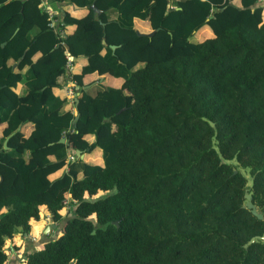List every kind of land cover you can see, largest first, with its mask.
<instances>
[{
    "label": "trees",
    "instance_id": "1",
    "mask_svg": "<svg viewBox=\"0 0 264 264\" xmlns=\"http://www.w3.org/2000/svg\"><path fill=\"white\" fill-rule=\"evenodd\" d=\"M68 1L88 9L60 36L39 0H0V264L41 206L58 232L18 264H264V237L247 242L264 231L263 4Z\"/></svg>",
    "mask_w": 264,
    "mask_h": 264
},
{
    "label": "crops",
    "instance_id": "2",
    "mask_svg": "<svg viewBox=\"0 0 264 264\" xmlns=\"http://www.w3.org/2000/svg\"><path fill=\"white\" fill-rule=\"evenodd\" d=\"M233 2L235 4H237L238 0H233ZM257 2H259L260 4H263V10H262V19L264 20V0H258ZM263 2V3H262ZM39 4V8L41 9H47L49 10L52 14H53V18H54V22L59 24H62L61 22V18L63 16L64 13H68L71 16L74 17H80L82 15H84L87 12V6H81V5H76L68 0H61V1H51V0H39L38 2ZM92 9V8H91ZM108 16L110 18H114L115 17V10L111 9L107 12ZM59 21V22H58ZM57 25V26H58ZM133 26L136 28V30L138 32H148L150 31V27L148 25V22L145 19H141L138 17H133ZM59 27V26H58ZM75 25L73 23L67 22V23H63L60 27V30L62 32L63 35L69 34L72 32V30L74 29ZM58 31L57 29H54ZM210 30L207 26H202L201 28H199L195 33H193L194 35V39H201L205 36L210 35ZM74 56V55H73ZM85 55H77L74 56V61L72 66L70 67V71H74L77 70L79 68V66L84 63L85 61ZM73 59V57H72ZM14 65V63H13ZM102 74V73H100ZM102 77H100L97 73L95 72H91V73H87L84 76L85 80H95V78L98 77V80L101 81V79H103V82L108 83V84H112V85H117L118 84V80L110 75L107 74H102ZM60 82L62 83V85H67L69 83V79H68V75L66 74H61L60 75ZM60 92L62 93V90L59 89ZM54 91H57L56 89H54ZM72 110L74 111L75 109ZM3 125V123L0 124V127ZM30 125L29 124H25L24 127V133H27L29 131ZM85 138L90 140L91 139V135L90 134H85ZM76 154V153H75ZM79 157H82L84 160L89 161V162H94V163H100V154H99V150L97 148L92 149L91 151L88 152H81L79 155ZM65 165L61 166L60 168H58L57 170L53 171L49 177H54L57 176L58 174H60V172L62 170L65 169ZM43 206H41V210H40V217L38 220H34L32 222V230H34V228L37 227V225L39 224H35L38 221H42V219H45L47 222V214L46 212H44V210L42 209ZM44 212V213H43ZM44 214V216H42ZM49 217V216H48ZM45 225L41 226V229L44 230ZM51 227H55L51 226ZM49 229V228H48ZM40 232V231H39ZM32 233V231L30 232ZM28 233L27 235H25L24 233H22L20 236L19 234L15 235L13 237V242L15 244V248H13L12 246V242L10 240L7 241V244L9 245V256L7 254V260L5 262V264H18V259L21 255V250L24 248H30L32 246H34L37 242H39L43 235L40 234L39 237L34 238L35 236L33 234ZM32 235V236H30ZM34 241H33V240ZM39 240V241H37ZM33 241V242H32ZM37 241V242H36ZM36 242V243H35ZM35 243V244H34Z\"/></svg>",
    "mask_w": 264,
    "mask_h": 264
},
{
    "label": "water",
    "instance_id": "3",
    "mask_svg": "<svg viewBox=\"0 0 264 264\" xmlns=\"http://www.w3.org/2000/svg\"><path fill=\"white\" fill-rule=\"evenodd\" d=\"M89 7L92 8V10H93L96 14H98V13L100 12V9L97 8L93 3H90V4H89ZM136 31H137V30H136ZM137 32H138V31H137ZM152 32H153V29L150 30V31H148V32H146V34L149 35V34H151ZM138 33H140V32H138ZM102 41H103V40H102ZM110 46H111V47H114V44H110ZM88 85H89V84H86V85H84V87H87ZM76 101H77V98L74 97V102H76ZM76 117H77V114L74 115V118H73V119H75ZM58 140H59V141H63V140H64V137L61 136V137H59ZM2 144H3V146L5 145V138H4L3 142H2ZM75 153H76L77 155L80 154V152H79L78 149H75ZM243 196L245 197V201H244L243 206H245L246 208H248L252 214H254L255 216H257L258 218H261V217H262V214L256 210L254 204H253L252 201L250 200V194L247 193V192H244ZM113 222H114L115 224L117 223L116 220H114ZM50 226H54V223L51 222V221H50V217L47 216V224L45 225L43 232H46ZM255 237L263 238V237H264V231L261 232V234H259V235H252V236H250L247 242L252 241Z\"/></svg>",
    "mask_w": 264,
    "mask_h": 264
},
{
    "label": "built area",
    "instance_id": "4",
    "mask_svg": "<svg viewBox=\"0 0 264 264\" xmlns=\"http://www.w3.org/2000/svg\"><path fill=\"white\" fill-rule=\"evenodd\" d=\"M46 11H47L48 16H49V18L51 20L50 22L52 24H54V26H56L54 29H57L58 28V31L57 30L56 31L60 34V36H62L63 34H62L60 28L57 26V23L54 22L53 14L49 10H47V9H46ZM61 43H62V40H61ZM72 57H73V55L67 49H65V68L67 70H70V67L72 66ZM66 88H67L66 95H67L68 99L71 101V100L74 99V96L77 93L73 89V82L69 80V83L66 85Z\"/></svg>",
    "mask_w": 264,
    "mask_h": 264
},
{
    "label": "rangeland",
    "instance_id": "5",
    "mask_svg": "<svg viewBox=\"0 0 264 264\" xmlns=\"http://www.w3.org/2000/svg\"><path fill=\"white\" fill-rule=\"evenodd\" d=\"M37 7H39V4L37 3ZM194 39V38H193ZM73 109H74V107H73ZM70 155V153L69 154H67L66 155V157L68 158V156ZM65 204H67V202H65ZM45 212V211H44ZM43 212V213H44ZM61 213L63 214V216H66L67 214H65V213H67L66 212V207H62V209H61ZM42 216H44V214L42 215ZM39 223V224H38ZM36 225H37V227L36 228H34V230H32V233H30V234H33L35 237L34 238H37V237H39L40 236V234L39 233H41V235L43 234V236H44V234H45V232H43V229H41V226L42 225H46L47 224V222H46V220L45 219H42V221H38L37 223H35ZM58 227L57 226H55V227H51L50 228V232H48V235H47V237L49 236V237H51V236H54V235H56L57 234V232H58ZM40 231V232H39ZM48 231V230H47ZM46 231V232H47ZM21 234L19 233V236H20ZM30 236H32V235H30ZM44 237H42V239H43ZM33 240V239H32ZM35 246L37 247V246H39V244H35ZM8 251H9V249H8ZM7 251V253H8V256H9V252Z\"/></svg>",
    "mask_w": 264,
    "mask_h": 264
}]
</instances>
